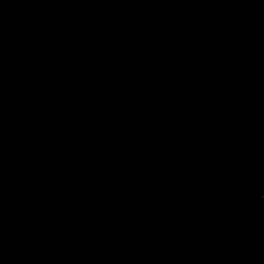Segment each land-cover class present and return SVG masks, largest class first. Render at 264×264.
Wrapping results in <instances>:
<instances>
[{"label":"water","instance_id":"obj_1","mask_svg":"<svg viewBox=\"0 0 264 264\" xmlns=\"http://www.w3.org/2000/svg\"><path fill=\"white\" fill-rule=\"evenodd\" d=\"M0 264H264V0H0Z\"/></svg>","mask_w":264,"mask_h":264}]
</instances>
